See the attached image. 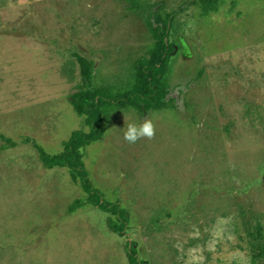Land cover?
<instances>
[{"label": "rangeland", "instance_id": "rangeland-1", "mask_svg": "<svg viewBox=\"0 0 264 264\" xmlns=\"http://www.w3.org/2000/svg\"><path fill=\"white\" fill-rule=\"evenodd\" d=\"M129 2L0 0V134L17 142L0 141V264H127L125 243L145 264H250L246 233L264 225V0H219L207 16L191 0L137 1L172 15L174 102L107 108L102 138L81 150L94 187L128 211L123 237L94 207L67 214L83 192L23 140L57 154L86 130L68 100L81 89L74 54L95 89L132 87L154 40ZM146 118L155 138L126 142Z\"/></svg>", "mask_w": 264, "mask_h": 264}, {"label": "trees", "instance_id": "trees-1", "mask_svg": "<svg viewBox=\"0 0 264 264\" xmlns=\"http://www.w3.org/2000/svg\"><path fill=\"white\" fill-rule=\"evenodd\" d=\"M130 0L128 8L144 17L148 31L154 45L151 50L139 57L134 63V82L130 89L120 94L97 90L91 86L93 66L86 58L74 54L79 71L81 89L69 95L68 100L73 111L83 117L86 130L73 131L63 143L62 150L57 154H49L35 141L28 138L36 150L42 166L51 168H65L69 177L76 182L84 194L82 200H74L66 208L67 214H72L79 208L91 206L102 213L113 217L108 223V229L118 237L125 235L129 218L127 209L119 201H107L103 193L94 187L89 171L83 164L81 150L99 141L103 135V114L111 106L132 107L144 114L164 106H172L174 100L170 90H167L164 76L168 71L170 56L174 47L167 42L168 29L172 15L163 16L154 7L144 8ZM199 6L202 16L216 11L219 0H191ZM228 132V126L224 128ZM0 141L4 145L14 147L17 142L0 134ZM5 147V146H3ZM247 244L250 253V264H258L264 259V225L256 221L247 233ZM125 257L127 264H145L139 259L133 243H125Z\"/></svg>", "mask_w": 264, "mask_h": 264}, {"label": "clouds", "instance_id": "clouds-1", "mask_svg": "<svg viewBox=\"0 0 264 264\" xmlns=\"http://www.w3.org/2000/svg\"><path fill=\"white\" fill-rule=\"evenodd\" d=\"M156 135V125L153 120L146 118L141 124H127L124 132V140L129 144H135L141 139L152 140Z\"/></svg>", "mask_w": 264, "mask_h": 264}]
</instances>
